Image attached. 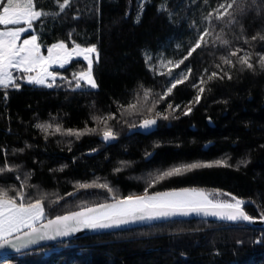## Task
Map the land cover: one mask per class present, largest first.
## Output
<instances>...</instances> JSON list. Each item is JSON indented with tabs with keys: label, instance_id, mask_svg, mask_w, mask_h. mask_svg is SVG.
<instances>
[{
	"label": "trees",
	"instance_id": "trees-1",
	"mask_svg": "<svg viewBox=\"0 0 264 264\" xmlns=\"http://www.w3.org/2000/svg\"><path fill=\"white\" fill-rule=\"evenodd\" d=\"M221 2L143 0L141 6V0H72L64 13L36 21L35 33L44 51L69 39L82 46L96 45L99 63L94 61L93 75L98 88L75 89L74 83H67L86 64L73 60L56 69L67 78H57L58 86L18 80L19 88L0 90V166L6 160L15 169L0 172V188H19L27 176L25 191L47 194V211L54 216L110 200L105 190L77 189L78 183L107 182L118 197L126 196L142 193L149 173L173 164L226 160L230 166L195 169L166 179L150 191L220 190L251 200L245 209L253 217L264 211V69H242L236 56L231 57L235 67L223 65L220 59L239 48L251 53L256 65L257 54H264V41L251 37L264 35V0H243L245 11L235 16L238 23L229 25L225 18L213 19L209 25L204 17ZM165 3L167 11H159ZM39 5L48 12L55 10L51 0H39ZM204 28L214 29L230 43L215 41L197 49L180 65L191 69L188 80L160 100L153 112L147 111L169 86L170 77L150 71L144 53L156 56L174 50L182 57ZM213 71L219 76L228 72L232 78L207 80ZM201 76L206 83L199 103H194L188 115L178 114L197 95L192 84ZM144 89L152 92L147 103ZM131 103H137V110L125 111ZM169 103L174 108L180 105L174 113L178 118L169 114L167 120L159 119L147 134L136 130L143 119L158 111L168 114ZM105 115L115 116L107 121L116 134L110 144L101 140L103 125L92 119ZM41 123L97 131L77 138L45 133L36 127ZM118 167L123 170L115 171ZM0 264H264V227L172 220L61 241L12 254L0 259Z\"/></svg>",
	"mask_w": 264,
	"mask_h": 264
},
{
	"label": "snow or ice",
	"instance_id": "snow-or-ice-1",
	"mask_svg": "<svg viewBox=\"0 0 264 264\" xmlns=\"http://www.w3.org/2000/svg\"><path fill=\"white\" fill-rule=\"evenodd\" d=\"M71 2L72 0H51L55 10L54 12H48L44 10L43 6L39 5V0H0V26H2L0 27V90L6 91L10 87L19 88L18 80L48 88L58 86L56 85L58 77L61 80H67V78L60 76L57 72L50 71V69L53 66L64 68L73 60H83L86 64L83 69L73 72L72 79L67 80V83L69 85L74 83L75 89L98 88L93 75V55L95 56V62L99 63V52L95 44L82 46L71 39L68 42L58 41L46 48L47 54L45 55L36 34H30L28 37L22 39L23 34L35 32L34 23L36 21L49 15L64 13ZM204 2L207 3V0H204ZM142 3L143 0H141V6ZM158 10L167 11L166 3ZM244 11L243 0H224V2L218 4L217 8L209 12L204 19L211 25L213 19L225 20L227 18L226 22L230 25L238 23L235 19L236 13L243 14ZM137 22H139V16ZM223 30V27H221L220 31L223 32ZM258 38L264 41V35H260L259 33L251 37L253 41ZM215 41H220L225 46L230 43L228 40L223 39L222 36L215 34L214 29H201L185 55L176 61L162 57L158 66L153 63L150 53H144L145 62L150 71H155L158 67L166 68V73L159 72V74L170 77L169 86L162 95L157 97V100L152 103L151 107L147 108V111L153 112L156 104L171 95L173 89L188 80L191 74L190 68H186L180 73H173V69H178L197 49L208 47L210 43H214ZM247 42L245 40V43ZM69 43L72 45L71 48L68 46ZM241 52L243 54L238 55ZM257 55L258 60L256 65L251 62V53L239 48L230 50L227 55L221 56L220 59L223 65L235 67L236 65L233 63L231 57L236 56V63L242 69L247 68L254 71L256 66L264 69V54ZM216 68L221 72L224 71L221 64H217ZM204 71L207 73V69ZM218 76L219 73L213 71L207 75V80L210 81ZM224 76L228 79L232 78L228 72H224V75L219 76V78L223 79ZM205 83L204 76H201L198 83L192 84V87L197 89V95L194 98L195 103H199L201 95L205 91V88L202 86ZM151 94V89L143 90V98L146 103ZM137 103L129 104L125 111L135 112L137 110ZM179 109L180 105H176L174 108L169 103L167 105L168 114L156 113L155 116L145 118L140 127L149 129L157 123V119L167 120L169 114L173 118H178L174 113ZM190 112L191 107H186L183 114L188 115ZM114 118V115L92 117L93 120L103 125L102 138L105 141L116 138V134L107 125V121ZM36 127L45 133H60L76 136L77 138L80 135L97 131L96 129H63L61 125L56 124L54 126L51 123L37 124ZM13 151L15 152V150ZM19 151L23 150L20 149ZM4 155L6 157L7 153L5 152ZM146 155L151 154L146 153ZM241 163H244V161H241ZM121 165L127 166V162H121ZM216 166L227 167L230 165L227 164L226 160L173 164L166 169L149 173L148 177L144 180L145 186L142 193L119 197L107 182L101 183L94 180L90 183H78L76 185L77 189L105 190L111 194L110 202L99 203L94 206L82 205L79 206V210L68 211L66 214L54 216H50L47 211V194L29 195L25 191L28 178L26 176L25 181L19 188H0V248L11 246L19 250L20 248H27L29 245L36 244L39 241L55 240L57 237H66L83 229H109L138 221L191 216L193 214L204 217H215L219 220L230 222L251 223L257 220L264 222V211H260L256 217L249 215L245 211L244 205L252 203L251 201L246 202L230 193H222L220 190L208 192L198 188H179L150 191V189L155 188L157 184L162 183L166 179L184 175L195 169ZM122 170L123 167L115 169V171ZM4 171H15V169L8 166L5 160V163L0 166V172ZM67 195L71 196L73 193H68ZM60 199H63V197H60Z\"/></svg>",
	"mask_w": 264,
	"mask_h": 264
},
{
	"label": "water",
	"instance_id": "water-1",
	"mask_svg": "<svg viewBox=\"0 0 264 264\" xmlns=\"http://www.w3.org/2000/svg\"><path fill=\"white\" fill-rule=\"evenodd\" d=\"M158 121H159V119H157V123L149 129H144V128L140 127V125H139L136 128V130L141 132V133H145V134L150 133L151 131H153L157 127ZM101 140L103 142H105L106 144H110V143L115 142L116 138L105 141L101 136ZM98 151H99L98 149L94 150V151H89L88 154L97 153ZM135 194H140V193H135ZM245 201L247 202V201H251V200H245ZM104 202H110V200L99 202V203H104ZM99 203H95V204H91V205H87V206H94V205L99 204ZM245 205H244V209H245ZM76 210H79V208L74 209V210H70V211H76ZM245 211H246V209H245ZM67 212H64L62 214H66ZM180 219H206V220L219 221V222L228 223V224L246 223V224L252 225L254 227H264V222H261L259 220H257L256 222L250 223V222L223 221V220H219L218 218H215V217H204V216H199V215H195V214H193L191 216H176V217L157 219V220H151V221H138V222H134V223H129L127 225H122L120 227H113V228H109V229H97V230L83 229L79 232H76V233L71 234V235L66 236V237H57L55 240L39 241L36 244L29 245L27 248H20L19 250L14 249L11 246H5L3 248H0V259L7 258L8 256H10L12 254L23 253V252L35 250V249H38L41 247H45L47 245L55 244V243H58L61 241L73 240V239H76L79 237H84V236H88V235H92V234L107 233V232H113V231H118V230H127V229L136 228V227L148 226V225H153L156 223H162V222H167V221H172V220H180Z\"/></svg>",
	"mask_w": 264,
	"mask_h": 264
},
{
	"label": "rangeland",
	"instance_id": "rangeland-1",
	"mask_svg": "<svg viewBox=\"0 0 264 264\" xmlns=\"http://www.w3.org/2000/svg\"><path fill=\"white\" fill-rule=\"evenodd\" d=\"M71 48V47H69ZM42 51L44 52V54H47L46 51L43 50V47H42ZM164 58V59H170V60H173V61H176L178 59H180L181 57L178 56V52L175 53L174 50H170V51H166V52H163L162 54H158L156 56H152V60H153V63L156 64L157 66L159 65V62L161 60V58ZM93 61H95V56L93 55ZM94 64V63H93ZM186 68H181L179 67L178 69L177 68H174L173 69V73H180L182 71H184ZM57 71V70H56ZM157 71L159 72H167V69L166 68H157ZM58 73V71H57ZM60 76H64L63 74L59 73ZM195 98V97H194ZM194 98L192 100H190L189 102H187L185 105H183L181 107V109L178 111V114H183V111L185 110L186 107H191L194 105L195 101H194ZM158 113H163L162 111H158ZM185 188H195V187H185ZM179 189V188H177ZM198 189H203V188H198ZM206 190V189H204ZM208 192H213L215 190H206ZM222 192V191H221ZM222 193H226V192H222ZM51 250V249H50ZM48 250V251H50ZM47 251V252H48Z\"/></svg>",
	"mask_w": 264,
	"mask_h": 264
},
{
	"label": "crops",
	"instance_id": "crops-1",
	"mask_svg": "<svg viewBox=\"0 0 264 264\" xmlns=\"http://www.w3.org/2000/svg\"><path fill=\"white\" fill-rule=\"evenodd\" d=\"M0 27H2V26H0ZM30 34H36V33H35V32H34V33H25V34H23L22 39L28 37ZM38 42H39V41H38ZM46 53H47V52H46ZM45 55H46V54H45ZM57 68H59V67H58V66H53V67L50 69V71L57 72V71H56ZM58 78H59V77H58Z\"/></svg>",
	"mask_w": 264,
	"mask_h": 264
}]
</instances>
